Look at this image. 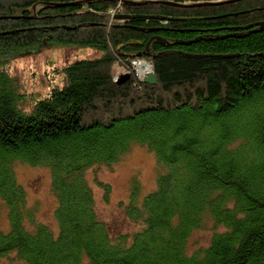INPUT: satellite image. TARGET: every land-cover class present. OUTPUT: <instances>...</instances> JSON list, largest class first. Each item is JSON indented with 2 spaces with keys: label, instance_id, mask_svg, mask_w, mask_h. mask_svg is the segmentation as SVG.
<instances>
[{
  "label": "trees",
  "instance_id": "16d2710c",
  "mask_svg": "<svg viewBox=\"0 0 264 264\" xmlns=\"http://www.w3.org/2000/svg\"><path fill=\"white\" fill-rule=\"evenodd\" d=\"M264 0H0V62L39 47L92 50L56 66L45 97L0 71V258L21 264H264ZM151 66L143 83L135 63ZM3 65V64H1ZM115 70H120L116 74ZM130 79L121 85V75ZM30 105V106H28ZM163 170L120 205L133 234L96 213L89 170L133 146ZM22 162L52 172L58 231L28 229ZM111 194L109 185L99 183ZM212 221L210 245L189 253Z\"/></svg>",
  "mask_w": 264,
  "mask_h": 264
},
{
  "label": "rangeland",
  "instance_id": "374dc122",
  "mask_svg": "<svg viewBox=\"0 0 264 264\" xmlns=\"http://www.w3.org/2000/svg\"><path fill=\"white\" fill-rule=\"evenodd\" d=\"M98 53L92 50H80L77 48H55L52 45L39 47L36 51L25 52L14 58H8L0 62V71L7 73L15 82V88L25 95L34 98L45 97L51 90V84L60 82L52 73L48 65L51 60L56 66L73 62L76 57H96ZM3 64V65H1ZM138 64L136 70L140 74ZM140 66V67H141ZM120 74V70H115ZM144 76L142 75V77ZM30 106V105H28ZM15 179L26 195V208L33 212L32 222L26 220L28 229L37 225H47L54 231H58V221L55 216L59 207L56 192L53 189L52 172L46 167H33L20 161L15 162ZM163 170L161 164L153 152L144 147L133 146L117 163L112 166H101L89 170L86 177L89 180L95 195L96 213L101 221L110 226L112 235L133 234L139 229L138 224L126 221L120 205L128 202L133 187L140 190L141 198L156 190L157 179ZM164 171V170H163ZM99 183L109 185L111 194L106 198L104 188ZM9 206L0 200V233L9 232L10 218ZM214 225L209 221L202 229L195 232L188 242L189 253L199 252L208 247L215 234ZM0 264H21L15 254L11 253L0 258Z\"/></svg>",
  "mask_w": 264,
  "mask_h": 264
},
{
  "label": "water",
  "instance_id": "95a60500",
  "mask_svg": "<svg viewBox=\"0 0 264 264\" xmlns=\"http://www.w3.org/2000/svg\"><path fill=\"white\" fill-rule=\"evenodd\" d=\"M262 25H264V24H262ZM262 28H264V26H262ZM139 63H143V62H139ZM146 65H147V67L150 70L151 66L148 65V64H146ZM129 79H130L129 75L123 74V75H121V77H119V81L117 83H119L121 85L122 83L126 82ZM140 80L143 83H147V84L152 85V86H155L158 83V81L156 79V76H155V74H154V72L152 70H150V72L148 74H145L144 78H142Z\"/></svg>",
  "mask_w": 264,
  "mask_h": 264
},
{
  "label": "bare ground",
  "instance_id": "6f19581e",
  "mask_svg": "<svg viewBox=\"0 0 264 264\" xmlns=\"http://www.w3.org/2000/svg\"><path fill=\"white\" fill-rule=\"evenodd\" d=\"M140 64V63H139ZM142 64H145V62L144 63H142ZM141 66V65H140ZM138 67L139 68V70H140V73H141V75H143V76H145V74H148L149 72H150V70H149V68L147 67V65L145 64L144 66H141V67Z\"/></svg>",
  "mask_w": 264,
  "mask_h": 264
},
{
  "label": "clouds",
  "instance_id": "9594fccd",
  "mask_svg": "<svg viewBox=\"0 0 264 264\" xmlns=\"http://www.w3.org/2000/svg\"><path fill=\"white\" fill-rule=\"evenodd\" d=\"M144 62H145V61H144ZM144 62H143V63H144ZM145 63H146V62H145ZM138 64H139V62H138ZM146 64H147V63H146ZM148 65H149V64H148ZM150 70H151V68H150ZM152 71H153V70H152ZM137 74H138V72H137ZM140 75H141V74H140ZM140 77H142V75L139 76V74H138V78H139V79H142V78H140Z\"/></svg>",
  "mask_w": 264,
  "mask_h": 264
},
{
  "label": "built area",
  "instance_id": "2783aa9c",
  "mask_svg": "<svg viewBox=\"0 0 264 264\" xmlns=\"http://www.w3.org/2000/svg\"><path fill=\"white\" fill-rule=\"evenodd\" d=\"M138 63H135V66L137 67Z\"/></svg>",
  "mask_w": 264,
  "mask_h": 264
}]
</instances>
